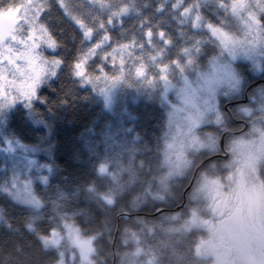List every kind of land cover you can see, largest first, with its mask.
Instances as JSON below:
<instances>
[{
    "label": "trees",
    "instance_id": "obj_1",
    "mask_svg": "<svg viewBox=\"0 0 264 264\" xmlns=\"http://www.w3.org/2000/svg\"><path fill=\"white\" fill-rule=\"evenodd\" d=\"M70 2L75 14L88 17L90 5L86 6L83 0ZM112 2L138 5L142 16L150 18L160 26V30L172 37L173 45L169 47L175 46L174 51L184 44L186 37L181 34V26L176 19L168 11H155L162 0ZM172 3L173 0H167L168 5ZM92 11L98 12L102 18L107 15L100 10ZM45 18L59 45L56 51L48 50V56L63 63L57 69L56 77L40 88L41 99L33 101L30 107L18 104L9 111L10 132L14 139L34 146L42 160V152H51L52 160L47 162L48 166L43 172L38 173V179L33 184L35 195L45 204L41 210L43 219L34 225L37 232L45 234L49 228L47 221L51 217L52 206L58 204L66 208L69 214L73 210L84 213L74 217L81 229L91 234L103 233L101 239L94 241L95 264H121L123 259L131 264H143L145 260L153 264H208V261L209 264H216L212 257H200L196 248L199 249L204 238H209L211 231H216L217 226L211 224L217 221L218 212L222 211L224 217L233 215L238 201L232 197L239 194L234 186L237 192L231 195L230 186L233 185L229 184L228 179L231 171L215 172L225 160L219 161L216 155L212 157L211 154L219 151L214 147L224 132V149H229L236 136L245 135L253 127L259 131L254 132L248 144L258 149L252 142L264 138V101L257 98V89L264 90L261 80L264 77V63L258 70L257 64L254 66L251 61H237L233 67L240 83L245 86L232 93L225 84L214 85L215 96L208 94L213 103L210 107L212 110L205 114L207 122L205 120L199 128H193L192 123L186 126L184 122L174 121L169 129V114L164 103H161L165 95L159 98L157 93H151L144 78L140 77V81L134 83L145 89L141 95L136 96L135 91L129 89L125 100L118 106H112L108 97L99 91L104 82H95V86L82 83L74 70L78 57L82 51H86L81 43L80 29L64 14L56 0H48V8L41 16V19ZM208 18L213 17L209 14ZM137 23L135 13L125 17L123 27L117 24L111 29L112 40L128 42L130 36L136 35L134 26ZM183 31L191 34L187 25L183 26ZM157 42L162 43L158 38ZM108 51L111 52V48ZM174 51L169 53L173 58ZM210 52L208 48L201 53L200 63ZM113 56L115 63L111 58L105 60L99 55L90 58L84 64L85 75L94 81L104 70L110 71V76L113 73L118 76L117 66L121 56L124 58L126 55L121 53L119 58V53H114ZM140 63L146 64L145 72L151 80L156 69L151 66L152 61L147 56L144 61L136 63L131 59L126 60L123 71L130 70L136 74ZM246 63H252V69L248 70ZM170 79L175 86L168 90L167 96L177 98L178 89L183 87L182 81L178 76ZM163 85L160 82L152 84V87L159 91ZM147 92L153 95H150L152 98ZM256 98L255 116H247L241 109L237 110L242 105L250 111L252 108L248 104L255 102ZM227 101L234 103L233 114H227L224 108ZM228 115L247 120L249 124L253 119L256 122L245 128L248 124L245 121L244 126L240 121L233 126ZM233 129L239 131L235 133ZM262 146L263 143L259 148ZM2 164L4 162L0 159V185L9 179ZM101 165L114 171V180L99 173ZM219 176L220 182L217 181ZM250 176L256 177L252 173ZM207 179H210L208 183ZM213 185H222V193L219 194L217 189L212 191ZM207 186L211 189H207ZM93 188L96 192L113 195L115 204L112 207L104 206L90 193L89 190ZM198 202L199 209L196 208ZM224 202L232 203L233 207L223 206ZM252 212L257 218L262 211L258 208ZM0 214L4 216V220L0 221V264H53L57 261V254L43 249L38 236L27 228L32 212L3 191H0ZM193 216H197L195 224L191 223ZM257 221L256 227L263 224L262 219L257 218ZM220 242L219 250L228 252L224 264H227V260L247 264L244 243ZM263 253V247L259 248L257 255L264 258Z\"/></svg>",
    "mask_w": 264,
    "mask_h": 264
},
{
    "label": "snow or ice",
    "instance_id": "obj_2",
    "mask_svg": "<svg viewBox=\"0 0 264 264\" xmlns=\"http://www.w3.org/2000/svg\"><path fill=\"white\" fill-rule=\"evenodd\" d=\"M56 3L82 33L81 43L86 51H82L74 65L75 75L81 78L82 83L95 86L94 79L86 76L83 70L88 59L99 55L105 60L111 58L115 63L114 53L127 55L133 63L144 61L147 56L156 69L153 78H147L145 63H140L136 76L144 78L149 86L162 82L165 98L167 91L175 86L170 77H179L183 83L177 91L180 105L172 104L173 110L168 116L169 129L180 113L194 110L201 102L207 105L208 94L215 96L214 85L225 84L230 92L237 93L240 80L234 63L248 60L255 66L258 61L264 62V0H173L171 5L162 0L155 11H168L186 37L184 44L175 51V46L169 47L173 45L172 37L160 30V26L150 18L142 16L139 6L134 3L83 0L86 6H91L87 18L75 14L70 0H56ZM47 8L48 0H0V111L5 105L12 108L22 104L27 108L33 101L41 99L40 88L56 77L57 69L63 63L46 55L48 50L56 51L59 47L45 22L46 18L41 19ZM92 9L107 15L102 18ZM133 13L138 20L134 26L136 35L130 36L126 43L112 40L111 29L117 24L123 27L125 17ZM209 14L212 19L208 18ZM184 25L188 26L191 34L183 31ZM157 38L162 43H158ZM208 48L211 52L200 63L201 53ZM173 51L175 58L169 55ZM124 64L121 56L117 66L121 76L113 79L111 87L123 80ZM111 87L104 89L102 94L107 95ZM98 171L106 178L115 179L114 171L107 166L101 165ZM0 191L32 212L27 228L38 236L43 249L57 254L56 264H95L94 241L101 239L103 233L91 234L77 226L74 217L84 213L73 210L69 214L66 208L53 204L47 221L49 228L41 235L34 225L43 219L41 210L45 204L35 195L31 182L24 177L13 176L0 185ZM89 191L104 206L115 204L113 195L96 192L94 188ZM3 220V214H0V221ZM132 235L135 237L134 233Z\"/></svg>",
    "mask_w": 264,
    "mask_h": 264
},
{
    "label": "rangeland",
    "instance_id": "obj_3",
    "mask_svg": "<svg viewBox=\"0 0 264 264\" xmlns=\"http://www.w3.org/2000/svg\"><path fill=\"white\" fill-rule=\"evenodd\" d=\"M48 52L49 51L46 52L47 56H48ZM120 54L121 53H119V58H120ZM48 57L51 59L50 56ZM124 60L125 61L130 60V58L127 57L126 55L124 57ZM261 63H264V62H260V61L257 62L256 68L258 70L260 67H262ZM251 64L252 63H249V64L246 63L248 70L251 68L250 67ZM262 69H260L259 72H261ZM109 73L111 72L108 70H104L100 73L99 77L95 78V82H104L102 86H100V89H101L99 90L100 92H103L104 89L110 88L112 85L113 79L121 76L120 71H119L118 76L116 73H113V75L110 76ZM122 76H123V80H121L120 82L116 83L113 87H111L110 92H108L106 95L112 106L113 104L115 106L120 105L125 100L124 96L126 95V92L129 91V89L134 90L136 96L137 94L140 96L141 93L145 90L143 86L134 85V83L140 81V77H137L133 71H130V70L123 71ZM9 79H11L10 75H9ZM239 85H241L239 86L240 88L242 86H245V85H242V82ZM147 88L151 93H154V92L157 93L159 95V98H161L162 95L163 96L165 95V93L163 94L165 90L164 85L162 88H160L159 91H155L152 85L149 86L147 84ZM147 93L149 94V92ZM150 95L152 94H149V96ZM152 96H150V98H152ZM258 97L260 98L264 97V90L257 89V98ZM257 98L255 102H252V104H248V107L252 108L250 111L248 108H244L246 106H242V105L237 110L241 109V111L244 112L245 115L247 116L249 115L255 116V106L257 105ZM212 100H214V98ZM163 101L161 103H164L163 105L168 114L170 113V111L173 110L172 104L175 103L176 105H180V100L178 99V97L173 98L171 96H167V98H165L164 96ZM208 101L209 102L207 105L201 102L200 105L194 110H186L185 112L180 113L174 121L184 122L186 126H189L188 123L189 124L192 123L193 128H196V127L199 128L206 120L205 118L206 112H208L209 109L210 111L212 110V108L210 107L213 102L212 103L210 102L209 96H208ZM146 103L151 104L150 102H146ZM14 107H12V109ZM12 109L8 108L7 105H5L3 106V110L0 111V159L4 162L2 166L5 167V170L8 172V175H9L8 180L12 179L13 176H16L17 178L24 177L28 181L31 182L32 187H33L34 182L37 181L38 179V176H39L38 173L43 172L46 166H48L47 162H50L52 160L51 152L49 151L42 152L41 156L44 158V160H42L37 155L38 152H36L37 149L34 146L25 145L20 140L14 139L12 137L11 132H10L11 124H10V112H9ZM255 122L256 121L253 119L252 124H255ZM251 131L254 134V132L259 131V129L256 128V130H254V127H253V129L246 132L245 135H241L240 137L236 136L234 139L232 138L233 140L230 139L232 140V143L230 144L231 148H229L231 153L224 152V149H222L223 158L219 159V161L220 160H225V161L220 167H217L215 169V172L220 173L221 171L223 173L224 171H226V169L231 171L232 174L228 177L229 184L233 185V186H230V192H232L231 195L233 194V192H237V190L239 194V196L237 197L233 196L232 198L237 199V201L243 205V208L246 211L253 214L252 211H256L258 208L262 211V213H264V187L259 186L261 184H259L258 177L250 176L251 173L255 175V174H259L261 171L264 172V152L262 151L260 155H257L255 152H253V147L251 148V145L248 144L253 138L249 136ZM263 142H264V138H261V139L257 138V139H254L252 144L259 149L260 145ZM178 154H180V152H178ZM202 163H204V161H202ZM201 166L202 165H200V167ZM196 171L197 170H195V173H194L195 175L197 174ZM208 178L210 177L208 176ZM39 179L45 180L44 178H41V177ZM209 180L210 179H207L206 183H208ZM217 181L218 182L221 181L220 176L217 177ZM211 182L213 181L211 180ZM190 186H192L191 183H190ZM234 186L237 188V190ZM222 187H223L222 185L221 186L213 185L212 191H214V189H217L219 194H221ZM203 189H205V187H203ZM207 189L210 190L211 187L207 186ZM205 196H206V193H205ZM223 206L227 208H232L233 204L224 202ZM196 208L199 209V202H198V205H196ZM191 219H192V222H191L192 224L193 223L195 224L197 222V216H193ZM262 221H263V224H259V226H257L258 227L257 229L264 231V219L263 218H262ZM220 229H221L220 226L216 229L217 237L219 239H222L221 237H223V240L227 239L228 237L225 234V232ZM260 237L263 238V236L261 235ZM250 239H251V233H250L249 238L246 241L250 243ZM211 243L213 244L214 242H211ZM203 247L207 248L209 247V244H204ZM196 250L199 256L201 257L202 255L204 258H208L209 256H212V253H213V252H210L211 251L210 247L207 248V250L205 249V251L202 250L203 253L199 251L198 247L196 248ZM227 253L228 252L224 253L220 251L221 259H220V256L216 253V255L218 256L220 260V264H224L223 262L224 257H228ZM136 263L138 264V262ZM53 264H56V262ZM121 264H131V263L125 262V259H123L121 261ZM143 264H153V262L150 263L148 262V260H145ZM208 264H209V261H208Z\"/></svg>",
    "mask_w": 264,
    "mask_h": 264
},
{
    "label": "flooded vegetation",
    "instance_id": "obj_4",
    "mask_svg": "<svg viewBox=\"0 0 264 264\" xmlns=\"http://www.w3.org/2000/svg\"><path fill=\"white\" fill-rule=\"evenodd\" d=\"M261 80H263V82H264V77H262ZM252 99H253V97H252ZM260 99L261 100H259V101H264V97L260 98ZM230 101H232V100H230ZM230 101H227L224 104V108L228 112L227 114L231 113L232 105L234 104V103H232ZM257 101H258V99H257ZM231 114H233V113H231ZM229 117L231 118V115ZM231 119L233 121L232 122L233 126L235 124H237L239 121L241 122V124H243V126H244V121H245V123H248V124H246L244 126V128L247 127V126L249 127V125L250 126L252 125V123L249 124V122L247 120H243L242 118H236V116H233ZM233 131L236 133V132L239 131V129H233ZM252 135H253V132L251 131L250 132V136H252ZM224 140H225V138H224ZM223 147L224 146L221 145V137H220L218 144H216L215 147H214L215 150H219V151H216V152L212 153L211 155H216V157H218L219 159H222L223 158L222 157L223 156L222 149H224ZM262 151L264 152V142H263V146L261 148H259L258 150L257 149H253V152H255L257 155H260L262 153ZM224 152H230V150L225 147ZM208 156H210V155H208ZM255 176L259 178V184H261L259 186L264 187V172L261 171L259 174H255ZM263 215H264V213L261 212L260 215H258L257 218H259V219L263 218L264 219ZM231 217H232V215H230L228 217L227 216L224 217L222 211H220V212L217 213V218H218L217 221H215L211 225L212 226L216 225L217 228L220 226L221 227L220 230L224 231L225 234H226L224 225L227 222H229ZM257 228L258 227H255V229L251 231L252 234H251L250 243H248L247 241L244 243L246 245V250H247V255H246V257L248 258L247 264H264V258L262 256H258L257 255V253L259 252V248L263 247V249H264V231L258 230ZM260 235L263 236V238H261ZM227 237L228 238L224 239V240H223V237H221L222 238L221 239L222 243L225 244V242H227V243L231 244V243L234 242V240H232V238L229 235H227ZM211 242H214V243L212 244ZM219 243H221V242H220V239L217 237V231H212L210 238H204L200 242V244H202V245L209 244V247H210V250H211L210 252H215L217 254H219V251L217 249H215V248H216V245H218ZM234 243H236V241ZM209 247H207V248H209ZM201 249H202V247H201ZM263 255H264V253H263ZM257 256L260 257V258H257ZM215 258H216L215 262L217 264H219L220 260H219L218 256L216 255ZM220 259H221V257H220ZM226 263L227 264H238V262H236L235 260H227Z\"/></svg>",
    "mask_w": 264,
    "mask_h": 264
},
{
    "label": "clouds",
    "instance_id": "obj_5",
    "mask_svg": "<svg viewBox=\"0 0 264 264\" xmlns=\"http://www.w3.org/2000/svg\"><path fill=\"white\" fill-rule=\"evenodd\" d=\"M257 223L254 214L246 211L238 202L232 217L224 225V228L227 235L233 237L237 243L243 244L248 239L251 231L255 229Z\"/></svg>",
    "mask_w": 264,
    "mask_h": 264
},
{
    "label": "bare ground",
    "instance_id": "obj_6",
    "mask_svg": "<svg viewBox=\"0 0 264 264\" xmlns=\"http://www.w3.org/2000/svg\"><path fill=\"white\" fill-rule=\"evenodd\" d=\"M212 232V231H211ZM211 237V233H210V235H209V238ZM220 241H221V239H220ZM201 247H202V249H201ZM199 249H200V251L202 252V250H204L205 251V249L207 250V248H204L203 247V245L202 244H200L199 245ZM215 249H217L218 251H219V256H220V250H219V244L218 245H216V248ZM203 253V252H202ZM215 256H216V253L215 252H213L212 253V256H209V257H212L213 259H214V261H215ZM221 257V256H220ZM217 264V263H216ZM219 264H220V261H219Z\"/></svg>",
    "mask_w": 264,
    "mask_h": 264
},
{
    "label": "water",
    "instance_id": "obj_7",
    "mask_svg": "<svg viewBox=\"0 0 264 264\" xmlns=\"http://www.w3.org/2000/svg\"><path fill=\"white\" fill-rule=\"evenodd\" d=\"M225 133H226V132H224V133L222 134V136H221V145H222V146H224V137H225Z\"/></svg>",
    "mask_w": 264,
    "mask_h": 264
}]
</instances>
